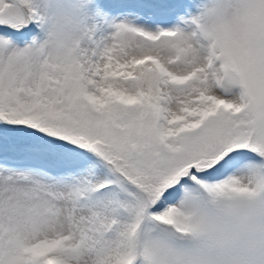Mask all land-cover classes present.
Wrapping results in <instances>:
<instances>
[{"label": "snow or ice", "instance_id": "snow-or-ice-1", "mask_svg": "<svg viewBox=\"0 0 264 264\" xmlns=\"http://www.w3.org/2000/svg\"><path fill=\"white\" fill-rule=\"evenodd\" d=\"M190 180L264 190V0H0V264H205Z\"/></svg>", "mask_w": 264, "mask_h": 264}, {"label": "clouds", "instance_id": "clouds-1", "mask_svg": "<svg viewBox=\"0 0 264 264\" xmlns=\"http://www.w3.org/2000/svg\"><path fill=\"white\" fill-rule=\"evenodd\" d=\"M239 175L247 183L248 173ZM177 201L192 217L181 239L205 264H254L264 252V190L218 199L190 180Z\"/></svg>", "mask_w": 264, "mask_h": 264}]
</instances>
